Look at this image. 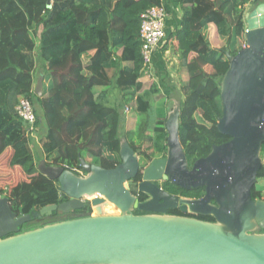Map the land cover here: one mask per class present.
I'll use <instances>...</instances> for the list:
<instances>
[{"label":"trees","instance_id":"trees-1","mask_svg":"<svg viewBox=\"0 0 264 264\" xmlns=\"http://www.w3.org/2000/svg\"><path fill=\"white\" fill-rule=\"evenodd\" d=\"M47 1L0 0V157L10 150L7 167L19 168L27 177L7 192L0 190V196L8 200L17 217L67 201L56 181L38 173L41 161L85 176L80 158L105 170L120 164L121 139L128 141L137 156L145 141L153 143L158 152H166V115L152 129L147 119L140 118L135 132L125 136L120 132L122 109L132 103V112L143 116L150 108L149 95L156 93L155 88L142 92L139 29L140 15L160 6L161 0H51L49 7ZM248 1L178 0L188 4L182 17L184 30L177 34L179 49L195 54L187 65L188 81L180 87L182 98L177 101L180 144L189 163L229 140L216 129L222 116L220 81L228 69L225 52L234 56L245 42L243 17ZM210 24L224 39L219 50L211 48L204 35ZM37 62L44 66L41 96L33 89ZM113 91L119 101L112 100ZM20 98L29 100L36 126L41 128V161H36V150L15 114ZM150 131L154 137L148 136ZM261 178L263 165L257 179ZM140 179L139 173L135 182ZM251 191L252 198L262 197L259 191ZM134 195L145 199L136 191ZM73 218L53 212L19 230L22 233Z\"/></svg>","mask_w":264,"mask_h":264},{"label":"water","instance_id":"water-1","mask_svg":"<svg viewBox=\"0 0 264 264\" xmlns=\"http://www.w3.org/2000/svg\"><path fill=\"white\" fill-rule=\"evenodd\" d=\"M259 2L243 17L245 48L234 56L225 52L228 69L220 81L222 116L216 129L229 142L212 146L188 171L179 138L180 106L173 102L163 125L165 158L151 160L141 173L126 139L120 141L121 162L114 169L80 158L86 175L76 176L41 161L38 173L56 181L67 201L17 217L0 197V264H264V234L257 233L264 230V199L251 198L264 144V3ZM42 86L39 75L37 96ZM139 173L136 193L149 198L144 203L129 187ZM158 181L184 191L203 187L205 195L171 197L158 189ZM84 198L92 199L87 204L94 214L20 233L21 226L53 212L81 211ZM177 208L214 221L166 214Z\"/></svg>","mask_w":264,"mask_h":264},{"label":"crops","instance_id":"crops-1","mask_svg":"<svg viewBox=\"0 0 264 264\" xmlns=\"http://www.w3.org/2000/svg\"><path fill=\"white\" fill-rule=\"evenodd\" d=\"M259 3H264V0H261ZM161 4L164 5L167 10V17L165 20L166 39L164 43L153 53L151 71H149V75L141 78L140 80L144 87L142 92L149 91L150 93L152 89H156V93H151L149 95L151 96L149 99L151 98L154 103L152 104L160 106V109L163 111L161 114L157 108L154 110L149 108L144 115V118H142L143 121L147 118L148 123L150 124V120H152L150 125L151 129L160 117H165V115L171 110L173 102H177L180 98H182L180 87L188 81L189 73L187 65L195 58L194 53L179 49L180 39L177 38V34L182 33L184 30L182 17L184 16L185 9L188 8V4H180L178 3V0H161ZM171 35L174 39H171ZM204 35H206V39L211 48L219 50L224 47V39L218 35L214 25H208ZM43 68L44 66L42 67L41 64L37 62L34 73L33 89L36 86L39 75H42ZM132 107L133 104L129 103L121 111L122 121L120 132L124 136L132 134L136 131L141 118L138 114L132 112ZM39 129L41 130L40 127ZM40 148V151H35L36 158L41 157L42 152ZM259 182L261 188H264V179ZM260 191L264 196V190Z\"/></svg>","mask_w":264,"mask_h":264},{"label":"built area","instance_id":"built-area-1","mask_svg":"<svg viewBox=\"0 0 264 264\" xmlns=\"http://www.w3.org/2000/svg\"><path fill=\"white\" fill-rule=\"evenodd\" d=\"M258 0H249L245 8L249 9L250 6L256 4ZM167 17V10L164 5L156 6L147 9L140 15V29L139 39L141 43L140 54L143 64V77L149 75L152 65V56L154 51L164 43L166 39L165 20ZM246 29L244 28V33ZM245 42L241 48H245ZM127 111V110H125ZM15 114L25 126L26 136L31 140V147L39 146L38 127L36 126V116L29 100L20 98L15 107ZM38 135V137H37ZM89 198H84L83 202L89 203ZM91 214H94L91 213Z\"/></svg>","mask_w":264,"mask_h":264},{"label":"rangeland","instance_id":"rangeland-1","mask_svg":"<svg viewBox=\"0 0 264 264\" xmlns=\"http://www.w3.org/2000/svg\"><path fill=\"white\" fill-rule=\"evenodd\" d=\"M217 46H219V45H217ZM206 72L207 73L210 72V69L208 68ZM116 94H117L116 91H113L112 92V100L113 101H116V100L119 101V96L116 95ZM149 102H150V108L152 110H154L155 108H157L159 110V113L162 114L163 111L160 109V106L153 105L154 103L152 102V99L151 98L149 99ZM140 117L141 118H144V115L143 116H140ZM145 119H147V118H145ZM151 123H152V120H150V124ZM41 127L44 128L43 126H41ZM37 133L39 135V129H38V132ZM147 134L150 137H154V134H153L152 131L148 132ZM38 135H37V137H38ZM44 135H45V133H44ZM42 137H43L42 134H41V136L39 135V139H38L39 140V146H38L39 148L41 146V139H42ZM142 145H143L142 148L141 149H138L139 152H140L139 155H138V160L140 161L141 165L144 166V165H146L148 163V160H145V158H143V155L142 154H146V155H148L149 157L152 158V157H156V156L160 155V152H158L157 150L154 149L153 143H150V142L145 141V142L142 143ZM38 147L37 146L35 148L32 147L33 151H35V150L36 151H40ZM9 155H10V150H7L0 157V190L3 191V192L9 191L12 187H14L19 182H22V181H26L27 180V177L24 175V173L22 172L21 169H19V168L9 169L7 167V164H8V161H9L7 157ZM4 156H5V158H4ZM260 157H261V160H262V165L264 166V154H261ZM38 159L40 160L41 158H37L36 161H39ZM82 176H84V175H82ZM263 179L264 178L257 179L256 187H257V189L259 191L260 190H262V191L264 190V188H261L260 182H259V181H262ZM129 187H130V190H131L130 184H129ZM133 191H136V189H133ZM89 199L92 200L91 198H89Z\"/></svg>","mask_w":264,"mask_h":264},{"label":"flooded vegetation","instance_id":"flooded-vegetation-1","mask_svg":"<svg viewBox=\"0 0 264 264\" xmlns=\"http://www.w3.org/2000/svg\"><path fill=\"white\" fill-rule=\"evenodd\" d=\"M229 142V140L228 141H226V142H224L223 144H226V143H228ZM222 145V144H221ZM219 146V145H218ZM165 154L166 153H161L160 152V155H158V156H156V157H153V158H151V160H153V159H163V158H165ZM208 156V155H207ZM207 156H205V157H203V158H199L198 160H200V159H204V158H206ZM150 160V161H151ZM187 160V159H186ZM198 160H196V161H198ZM150 161L146 164V165H141V163H140V161H139V164H140V173H141V171H143V169L150 163ZM195 163V162H194ZM194 163L192 164V163H189L188 161H187V164H188V171H191V169L193 168V165H194ZM141 182V179H140V181L138 182V183H140ZM137 182H135V179L132 181V182H130L129 184H130V186H131V191H133V189H136L137 188V184H138ZM154 184L158 187V189L161 191V192H164V193H166L167 195H169V196H171V197H176V198H183V199H187V200H198V199H202L203 197H204V195H205V191H204V188L203 187H191V189L189 190V191H184V190H181V189H179V188H176V187H174V186H171L168 182H164V181H158V182H154ZM253 191H259L256 187H254L253 188ZM133 192H135V191H133ZM186 193L185 195H184V193ZM260 193H261V191H259ZM262 194V193H261ZM139 195H142V194H139ZM137 196V195H136ZM253 196H252V191H251V198H252ZM137 198H138V201H139V203H144V202H147L148 200H149V198L147 197V196H145V199L144 200H140L139 199V197L137 196ZM253 200H257V199H255V198H252ZM260 199H264V196H263V194H262V197L260 198ZM88 202H85V207L81 210V212H79V213H76V212H71L68 216L69 217H79V216H88V215H90L91 213H93V209L94 208H92V207H90L89 206V204H87ZM211 204L212 205H214L215 204V202L214 201H211ZM89 207V209L90 210H88V212H87V208ZM84 210H86V212H83ZM172 211H174V212H179L180 213V211H179V209L177 208V209H175V210H168L167 212H166V214H169L170 212H172ZM136 213V214H135ZM133 214H135V215H144L145 213H143V212H139V211H137V210H133ZM181 216H183V217H188V218H193V219H196V217H199V216H192V215H189V214H182L181 213ZM201 218H210V217H201ZM257 233H259V234H264V230H262V229H258L257 230Z\"/></svg>","mask_w":264,"mask_h":264}]
</instances>
